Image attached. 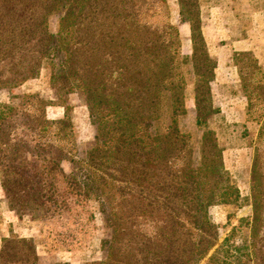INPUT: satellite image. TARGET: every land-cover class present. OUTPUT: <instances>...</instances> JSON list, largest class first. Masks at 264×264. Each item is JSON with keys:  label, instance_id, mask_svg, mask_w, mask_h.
I'll use <instances>...</instances> for the list:
<instances>
[{"label": "trees", "instance_id": "16d2710c", "mask_svg": "<svg viewBox=\"0 0 264 264\" xmlns=\"http://www.w3.org/2000/svg\"><path fill=\"white\" fill-rule=\"evenodd\" d=\"M200 7L201 0H0V91L37 77L49 58L58 101L23 94L0 105L5 202L19 219L59 223L73 207L98 201L110 238L102 243L103 260L90 264H264V111L255 110L264 106V72L246 52L233 59L243 90L251 85V122L259 126L251 236L245 259L230 247L208 256L218 239L208 209L238 205L240 192L208 128L219 112L211 89L216 61ZM62 10L67 14L52 34L46 18ZM173 11L190 29V54H182ZM180 65L196 76L193 88L176 71ZM75 92L95 130L78 161L65 101ZM188 98L202 128L197 141L178 126ZM51 105L64 108L63 119L46 118ZM0 264H41L35 240L3 238Z\"/></svg>", "mask_w": 264, "mask_h": 264}, {"label": "rangeland", "instance_id": "374dc122", "mask_svg": "<svg viewBox=\"0 0 264 264\" xmlns=\"http://www.w3.org/2000/svg\"><path fill=\"white\" fill-rule=\"evenodd\" d=\"M200 9L203 24L215 30L214 40L219 41L217 47H220L216 52L221 57L218 62L217 56H213L216 69L211 89L213 105L219 108V112L213 113L208 128L215 133L218 146L224 149L225 167L240 192V201L236 206L209 207L208 215L211 223L217 227L218 239L216 245L209 250L208 256L219 249L226 250L230 247L231 254L239 258L247 254V244L251 236L250 178L253 144L259 126L251 122V85L248 91L243 90L233 54L246 52L252 55L264 72V0H201ZM65 14V10L54 11L46 18L50 33L56 34L59 31V23ZM171 22L179 30L182 54H190L189 27L179 22L176 11L171 13ZM176 71L182 75L186 87L193 88L197 81L193 72L187 70L185 65H180ZM51 74L50 59H42L37 77L10 90L0 91V105L8 103L13 95L23 94H38L44 101L57 103L51 86ZM65 101L70 109L68 115L76 133L75 159L78 161L92 145L95 130L86 102L79 92L67 95ZM185 105L187 113L184 117H178V126L181 131L191 133L197 141L202 128L195 124L192 99L188 98ZM255 110L256 114L263 112L264 106L258 105ZM63 117V107L51 105L46 108L48 120H61ZM196 159L198 160L197 155ZM69 167L67 164L66 169L69 170ZM66 220L67 214L59 223L55 220L43 222L19 219L8 209L0 184V246L3 238L13 234L35 240L41 264H90L103 260L106 249H103L102 243L109 240L110 234L100 203L91 201L73 207L69 220ZM61 222H66V225H60ZM228 236L231 237L226 242ZM234 263L236 262L233 261Z\"/></svg>", "mask_w": 264, "mask_h": 264}, {"label": "crops", "instance_id": "0c3cea01", "mask_svg": "<svg viewBox=\"0 0 264 264\" xmlns=\"http://www.w3.org/2000/svg\"><path fill=\"white\" fill-rule=\"evenodd\" d=\"M210 29H209V27L207 25L203 24L202 34H203V37H204L205 42L207 44V48L209 50L210 55L212 57L214 55L217 56V58H218L217 60L219 62V61H221V57L216 52V51H218V49H220V47H217V46H219L218 45L219 41L214 40V36H213L214 33H215V30H213L214 28L211 27ZM181 51H182V46H181ZM231 56H232V54H231ZM231 56H229V57H231Z\"/></svg>", "mask_w": 264, "mask_h": 264}]
</instances>
